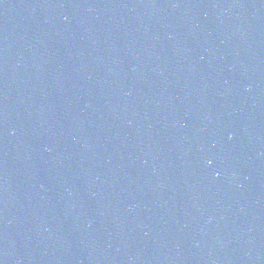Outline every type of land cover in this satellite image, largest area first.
Instances as JSON below:
<instances>
[{"label": "water", "instance_id": "obj_1", "mask_svg": "<svg viewBox=\"0 0 264 264\" xmlns=\"http://www.w3.org/2000/svg\"><path fill=\"white\" fill-rule=\"evenodd\" d=\"M0 264H264V0H0Z\"/></svg>", "mask_w": 264, "mask_h": 264}, {"label": "clouds", "instance_id": "obj_2", "mask_svg": "<svg viewBox=\"0 0 264 264\" xmlns=\"http://www.w3.org/2000/svg\"><path fill=\"white\" fill-rule=\"evenodd\" d=\"M209 163H211V161H209Z\"/></svg>", "mask_w": 264, "mask_h": 264}]
</instances>
